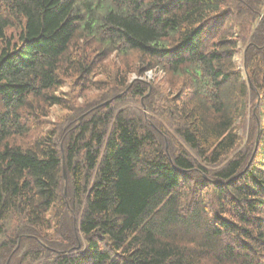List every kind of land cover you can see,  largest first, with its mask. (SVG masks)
<instances>
[{"label": "trees", "instance_id": "trees-1", "mask_svg": "<svg viewBox=\"0 0 264 264\" xmlns=\"http://www.w3.org/2000/svg\"><path fill=\"white\" fill-rule=\"evenodd\" d=\"M112 53L170 95L125 71L117 96L11 142ZM0 236V264H264V0H0Z\"/></svg>", "mask_w": 264, "mask_h": 264}, {"label": "rangeland", "instance_id": "rangeland-1", "mask_svg": "<svg viewBox=\"0 0 264 264\" xmlns=\"http://www.w3.org/2000/svg\"><path fill=\"white\" fill-rule=\"evenodd\" d=\"M94 55L95 54L91 52V57L89 58H95ZM234 61L236 66L240 70L242 77L245 79L244 73H246V70L243 64V47H238L237 53L234 57ZM138 64L139 61L135 54H128L127 56H123L118 53H112L109 57L101 62L97 60L96 69L89 77L87 83L80 82L77 79V75H75L73 72L68 73V75L64 78L65 80H63L62 86L54 93L55 96L61 98L63 102L62 105L49 107L46 110L47 115L44 117V119H41L39 104L35 113L33 112V115L31 116L29 122V135L26 138L16 137L15 142H11L15 144H21L23 146H29L34 142V140L44 136L45 133L54 128V125L58 124L59 120L71 116L73 114V110H76L79 107H84L87 104H93L95 101L100 100L101 96L104 93L108 95L107 97H111V95L117 96V93L120 90V88H118L117 86L120 84L119 80L124 78L125 71L126 82L128 84H132L135 81H142L146 85H149V89H151L150 85H160V87L158 86V88L161 89V92L170 95L168 93L169 89L166 88L167 85L166 83H164L166 82V79L163 72L153 70L147 71L143 75L139 76L132 71L133 67L135 68L138 66L139 68ZM140 70H143V67L140 68ZM246 102L247 115L244 120L240 122L237 129V134L239 135L241 140V147L238 151L243 150L244 147H246L250 142V111L254 103L252 100H247ZM121 104L122 106L120 108V111L132 109L134 111L137 110L138 112H147L142 107L141 100H133L132 98L128 97L124 101H122ZM146 114L152 117L165 130L167 129L168 131H170V122L166 120V118L162 120L160 117L150 112H147ZM14 264H17V262L15 261Z\"/></svg>", "mask_w": 264, "mask_h": 264}, {"label": "water", "instance_id": "water-1", "mask_svg": "<svg viewBox=\"0 0 264 264\" xmlns=\"http://www.w3.org/2000/svg\"><path fill=\"white\" fill-rule=\"evenodd\" d=\"M244 76H245V79L247 80L248 82V85H249V88L252 90L253 87L251 86L250 82H249V79H248V76L246 75V73H244ZM82 118L79 119V121H81ZM257 145V140H256V143ZM63 179L64 181H66V171H65V166H64V163H63ZM64 197L66 198V189H64Z\"/></svg>", "mask_w": 264, "mask_h": 264}]
</instances>
